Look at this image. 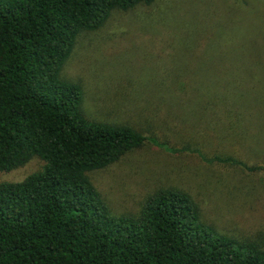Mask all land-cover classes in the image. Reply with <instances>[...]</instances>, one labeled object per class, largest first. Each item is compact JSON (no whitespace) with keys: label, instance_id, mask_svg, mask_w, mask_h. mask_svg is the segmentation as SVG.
Returning <instances> with one entry per match:
<instances>
[{"label":"trees","instance_id":"16d2710c","mask_svg":"<svg viewBox=\"0 0 264 264\" xmlns=\"http://www.w3.org/2000/svg\"><path fill=\"white\" fill-rule=\"evenodd\" d=\"M153 1L0 0V172L41 163L21 180H0V264H264L263 242L224 234L182 188H161L135 212L114 213L91 178L145 144H163L129 124L87 117L84 91L63 66L81 32ZM179 77L184 109L188 79ZM255 82L237 73L210 80L229 95ZM201 158L264 170L234 156Z\"/></svg>","mask_w":264,"mask_h":264},{"label":"rangeland","instance_id":"374dc122","mask_svg":"<svg viewBox=\"0 0 264 264\" xmlns=\"http://www.w3.org/2000/svg\"><path fill=\"white\" fill-rule=\"evenodd\" d=\"M241 1L154 0L114 10L99 29L79 34L62 76L81 85L84 114L163 144L91 173L114 213L135 212L149 194L178 187L224 234L264 243V170L201 158L264 164V0ZM235 73L251 74L255 85L229 95L210 83ZM177 75L188 79L184 109ZM40 165L33 159L0 180H21Z\"/></svg>","mask_w":264,"mask_h":264}]
</instances>
